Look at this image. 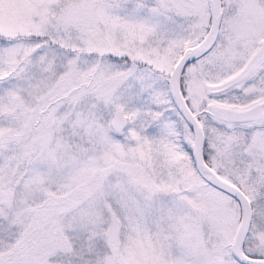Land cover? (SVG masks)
Listing matches in <instances>:
<instances>
[{
	"label": "snow or ice",
	"instance_id": "1",
	"mask_svg": "<svg viewBox=\"0 0 264 264\" xmlns=\"http://www.w3.org/2000/svg\"><path fill=\"white\" fill-rule=\"evenodd\" d=\"M0 264H264V0H0Z\"/></svg>",
	"mask_w": 264,
	"mask_h": 264
}]
</instances>
